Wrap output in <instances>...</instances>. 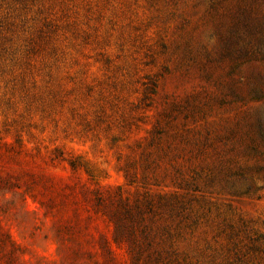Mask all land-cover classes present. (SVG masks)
Returning a JSON list of instances; mask_svg holds the SVG:
<instances>
[{"label":"rangeland","instance_id":"obj_1","mask_svg":"<svg viewBox=\"0 0 264 264\" xmlns=\"http://www.w3.org/2000/svg\"><path fill=\"white\" fill-rule=\"evenodd\" d=\"M0 264H264V0H0Z\"/></svg>","mask_w":264,"mask_h":264},{"label":"trees","instance_id":"obj_2","mask_svg":"<svg viewBox=\"0 0 264 264\" xmlns=\"http://www.w3.org/2000/svg\"><path fill=\"white\" fill-rule=\"evenodd\" d=\"M95 196H96V201L98 202V204H100V202L102 200L101 195L96 193ZM109 218L113 222L114 230H115L112 240L115 244H117L119 246L120 242H122V240H123L122 239L123 237L121 234L117 233V231L119 229L118 227H120V229L123 228V226H124L123 225V219H122V217H120L119 213L116 212L115 210L110 212ZM105 243H106L107 254L111 257V259H114V255H113L114 251H113V248H112L110 242L107 240V241H105Z\"/></svg>","mask_w":264,"mask_h":264}]
</instances>
